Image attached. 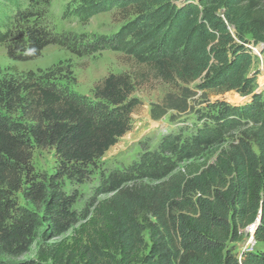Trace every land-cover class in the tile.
<instances>
[{"label":"trees","instance_id":"1","mask_svg":"<svg viewBox=\"0 0 264 264\" xmlns=\"http://www.w3.org/2000/svg\"><path fill=\"white\" fill-rule=\"evenodd\" d=\"M108 9L123 21L112 49L137 69L96 84L92 105L53 86L56 68L0 78V254H25L35 236L36 216L12 213L22 195L43 209L47 234L69 233L39 251L41 262L264 264V91H255L258 73L251 74V48L264 50V0H77L75 14L84 21ZM24 38L35 56L48 43L39 28L25 29ZM149 75L176 90L151 105L152 120L195 113L202 122L190 138H163L160 153L189 160L240 135L213 163L156 185L110 179V198L80 216L77 194L61 181L82 183L131 130L136 85ZM230 92L240 104L206 98ZM35 149L54 151L53 175L35 172ZM253 225L254 245L237 252Z\"/></svg>","mask_w":264,"mask_h":264},{"label":"rangeland","instance_id":"2","mask_svg":"<svg viewBox=\"0 0 264 264\" xmlns=\"http://www.w3.org/2000/svg\"><path fill=\"white\" fill-rule=\"evenodd\" d=\"M77 0H0V78L14 73L46 72L56 68L52 84L67 95L73 96L85 106L93 104L92 90L110 74L131 73L137 68L120 53L113 51L115 38L123 25L120 16L112 9L99 12L82 21L75 14ZM39 28L47 40L46 47L38 56L31 55L26 41L25 29ZM16 53V58L8 56V49ZM253 65L251 74L257 72L255 91H264V50L262 46L252 48ZM256 50V52H254ZM176 90L149 76L136 85L134 97L140 105L132 114V127L118 143L90 167V173L82 183L61 181L67 194L75 192L77 202L74 209L82 216L90 212L92 204L110 198L108 182L110 179L129 180L122 187L132 185H156L163 176L184 173L186 168H196L214 162L221 149L227 147L229 140L203 152H197L192 159H184L182 154H162L158 145L163 138L178 135L181 140L190 138L202 126L195 113L183 116L170 113L158 121L150 117L151 105L161 104L166 94ZM201 94V93H199ZM194 102L197 108L203 97ZM210 102L223 100L229 104H240L242 98L234 92L224 95L206 94ZM33 167L42 175H53L56 167L52 149H35ZM12 212L16 216L27 213L35 215L37 223L35 236L28 251L18 257L0 254V264H53L38 259L40 250H48L54 243L69 236L58 238L46 233L48 224L43 209L36 210L22 195H17ZM243 242L236 245L237 252L251 248L254 243L251 229L246 230Z\"/></svg>","mask_w":264,"mask_h":264},{"label":"water","instance_id":"3","mask_svg":"<svg viewBox=\"0 0 264 264\" xmlns=\"http://www.w3.org/2000/svg\"><path fill=\"white\" fill-rule=\"evenodd\" d=\"M254 228H255V225L252 226V233H253V231H254Z\"/></svg>","mask_w":264,"mask_h":264},{"label":"built area","instance_id":"4","mask_svg":"<svg viewBox=\"0 0 264 264\" xmlns=\"http://www.w3.org/2000/svg\"><path fill=\"white\" fill-rule=\"evenodd\" d=\"M251 49H252V48H251ZM254 52H256V50H255ZM249 229H251V233H252V227H250Z\"/></svg>","mask_w":264,"mask_h":264}]
</instances>
